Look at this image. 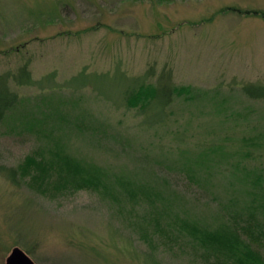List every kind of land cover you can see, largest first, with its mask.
Returning a JSON list of instances; mask_svg holds the SVG:
<instances>
[{
  "label": "rangeland",
  "instance_id": "rangeland-1",
  "mask_svg": "<svg viewBox=\"0 0 264 264\" xmlns=\"http://www.w3.org/2000/svg\"><path fill=\"white\" fill-rule=\"evenodd\" d=\"M226 8L264 13V0H0V74L27 65L38 82L8 84L23 101L0 121V166L22 179L0 173V264L15 247L35 264H230L206 243L228 232L264 262V100L234 85H264V20ZM150 68L191 91L166 110L169 131L68 87L81 72L110 83L113 107L115 82ZM28 159L84 170L40 193Z\"/></svg>",
  "mask_w": 264,
  "mask_h": 264
},
{
  "label": "trees",
  "instance_id": "trees-1",
  "mask_svg": "<svg viewBox=\"0 0 264 264\" xmlns=\"http://www.w3.org/2000/svg\"><path fill=\"white\" fill-rule=\"evenodd\" d=\"M226 10L241 13L244 15L258 16L260 19L264 20V13L260 11L238 10L236 8H226ZM87 75L88 74H86L85 72H81L79 75L73 77L69 80V83H71V85H69L68 87H70V89L72 88L75 91H78V89L83 90L84 88L89 87L96 99H98L101 103L108 104L112 109L115 107L117 109L122 108L125 110L126 108L128 110L137 112L136 115H141L140 117H143L139 122L140 125L144 127L143 131L147 130L148 132L149 130L154 128H156L157 130L158 128L167 131L171 130V126H169L171 115L166 110L172 105L174 97H184L185 99H188L191 93L188 87H175L174 84L171 83V79H169L170 77L166 76L164 70L158 72L156 68H150L142 77L132 79L128 77L125 81L115 82L116 94L118 97H121V100L118 104H114V106L112 107L110 98L111 93H108L107 91L110 83L98 88L96 85L89 82L91 79H88ZM169 75L171 76V74ZM55 76L56 72L51 73L46 77L47 81H52L49 83V85L45 86L46 88L49 87L50 90H53V88H60L54 81ZM98 81V85H102V81ZM9 83L19 87H30L36 86L38 82L34 79L33 74L28 70L27 65L19 67L16 75L14 76L9 72L0 74V121L6 116H9L16 112V107L22 104L23 101L18 93L10 88V86L8 85ZM50 84H52L53 86H51ZM234 85L239 86L238 90L246 100L253 102L264 100V85L256 83H234ZM72 93L75 92L72 91ZM194 100L196 101L197 99ZM95 122L98 126L105 127L102 126L104 122L98 120H95ZM93 132L95 133L94 135H97L98 133L102 132V129L93 128ZM171 135L172 137L169 138V142L172 143L182 142V138L184 139V134L182 132H173L171 133ZM161 149L166 155V157L161 158V160L167 158L171 162L172 158L169 153V146ZM146 153L147 154L144 153L145 155H143L142 158L144 160L147 159L153 152L147 150ZM57 160H59V157ZM28 161L31 162L32 173H36L32 175V184L35 185L36 189L40 193L46 192L48 187L51 188L55 193L62 189L68 188L66 185L70 183V172H75V170H84L78 163H70L69 165L66 164L65 166H63V163L61 164L58 161L55 164H46L43 160L34 161L32 159H28ZM64 170L66 172H64ZM51 172H53V177L55 179L54 182L49 179L50 177H52ZM0 173L5 174L7 180L12 182L16 186H18L19 182L22 181L21 176L16 169L0 166ZM91 182L93 183V186L100 185L98 180H96L95 182L92 178ZM168 193V199H170L169 203H177L179 201L183 202V199L179 197L180 194L174 189H171V191H169ZM184 221L187 222V219H185ZM167 224L168 223H166V225L164 224V226H173L177 229V227L175 226L176 224ZM186 228L187 227H185V229ZM190 228L192 229L193 227ZM217 235L218 233H208L206 236V243L207 245H216L218 247H220V244L223 243L225 245V248H228V253L227 256H225L224 260L225 263L264 264V262L262 261V257L260 258L259 256L257 257L252 254L251 251L254 250V248H250V244L247 245L244 242H239L237 239L238 236L232 235L230 237V232H228L222 238L225 241H220L216 238ZM229 241H233L235 243L231 245Z\"/></svg>",
  "mask_w": 264,
  "mask_h": 264
},
{
  "label": "water",
  "instance_id": "water-1",
  "mask_svg": "<svg viewBox=\"0 0 264 264\" xmlns=\"http://www.w3.org/2000/svg\"><path fill=\"white\" fill-rule=\"evenodd\" d=\"M5 264H35L21 249L15 247L5 259Z\"/></svg>",
  "mask_w": 264,
  "mask_h": 264
}]
</instances>
